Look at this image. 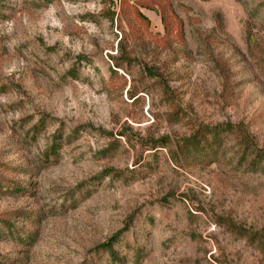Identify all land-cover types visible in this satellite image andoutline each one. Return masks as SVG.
<instances>
[{
    "label": "rangeland",
    "instance_id": "374dc122",
    "mask_svg": "<svg viewBox=\"0 0 264 264\" xmlns=\"http://www.w3.org/2000/svg\"><path fill=\"white\" fill-rule=\"evenodd\" d=\"M124 1L0 0V264H264V169L177 152L264 146V0Z\"/></svg>",
    "mask_w": 264,
    "mask_h": 264
},
{
    "label": "trees",
    "instance_id": "16d2710c",
    "mask_svg": "<svg viewBox=\"0 0 264 264\" xmlns=\"http://www.w3.org/2000/svg\"><path fill=\"white\" fill-rule=\"evenodd\" d=\"M124 2L125 1L122 0V2L120 3V6L123 10L129 7L132 10L135 18L148 23V20L138 8L132 5L125 7ZM169 15L173 17V14L171 12H169ZM161 19L164 23L165 30L169 31L168 22L163 13L161 14ZM178 30L180 31V27L178 28ZM114 61L116 65L115 67L117 69L124 68L123 63H120V61L118 62L117 59ZM44 125L45 123H42L41 126L43 127ZM56 140L57 139H54V141L50 143V146L47 148L44 154H42L43 160L48 161L51 156L56 155V153L58 152V144ZM225 142H233V144L230 145V150L233 151V149H235L233 153L238 155L236 159L237 163L241 164L246 159H250V167L252 169H264V146H258L254 142L253 136L249 134L246 127L241 123L221 122L214 125H200L197 129L194 130L192 134L178 142L177 147H179V150L177 149V152H182L188 149L187 156L190 157L199 155L205 150H208V155L210 156L209 158L211 161V159L214 160L217 153L221 151L222 146ZM174 155V161H178L177 153ZM175 157H177V160L175 159ZM208 161L206 162V164L208 163ZM117 173L118 172H115V174ZM9 223L10 222L6 218L0 216V225L5 227L7 232L12 231V226ZM117 239V235H114L108 241L102 243L97 248L106 250L109 256L108 259L112 262L119 260L118 253L113 247V244L117 241Z\"/></svg>",
    "mask_w": 264,
    "mask_h": 264
}]
</instances>
